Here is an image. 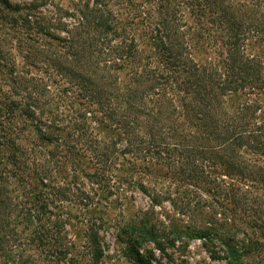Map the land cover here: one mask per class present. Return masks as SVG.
Here are the masks:
<instances>
[{"label": "trees", "instance_id": "trees-1", "mask_svg": "<svg viewBox=\"0 0 264 264\" xmlns=\"http://www.w3.org/2000/svg\"><path fill=\"white\" fill-rule=\"evenodd\" d=\"M41 1L34 0L21 6L0 0V4L3 11L23 15V27L30 28L39 6L46 2ZM144 1L150 5L145 4L146 7L143 2L135 5L133 0H85L77 6L74 22L56 20L55 23L43 18V24L39 21L38 26L55 39H59L57 29L67 31L70 61L66 59L67 63H64L63 57L67 55L63 53L56 54L59 59L51 54V59L56 67L82 81L84 90L98 104L103 115L102 119L97 118L99 123L106 124L108 120L119 126L121 132L117 140L112 141L113 147L117 141L127 139L129 148L121 152L154 153V158L161 159L168 167L177 163L181 174L187 173L191 179L208 178L213 185L220 179L217 174L226 176V187L217 189L216 186L214 193L236 204L241 197L238 181L247 180L249 186L257 182L264 185V110L259 101L249 96L264 93V51L261 50L264 49V0ZM126 4L138 9L133 20L145 23L146 29L142 33L153 49L152 55L142 56L145 64L140 66L141 69L136 64L142 60L141 54L137 55V40L129 37V47L122 46L125 32L120 31L118 9L125 8ZM4 18L7 16L0 12V35H9L12 31L18 34L15 25H8ZM110 35L121 39L120 47L108 52L113 56L104 52L111 47L107 43ZM28 38L20 35L17 39L22 43ZM5 41L0 39V71L7 73L12 91L26 101L23 104L17 100L0 103V112H5L4 120L0 115V146H14L26 155L27 151L15 141L18 137L15 132L20 133L21 126L11 124L10 114L6 113L13 114L12 107L16 106L21 114L37 120L35 114L51 112V101L48 102V89L42 82L16 73L15 63L9 61L11 53L5 48ZM209 48L215 54L200 62L195 54L204 50L210 54ZM131 49H135V60H127V63L133 64L129 69L132 76L129 81L122 82L118 72L126 68L124 56L127 52L132 57ZM93 52L99 56V61L94 64L90 63ZM102 55L105 64L100 58ZM77 116L68 120L54 113L51 128L45 124L46 130L41 123L33 122L31 127L39 137L50 141L59 139L63 132L68 137L86 136L89 117L85 113ZM59 122L62 123L60 126ZM142 124L148 126V138L135 132ZM92 143L91 140L90 147H95ZM103 150L92 149L99 162V155L110 159L114 156L112 153L117 152L116 148L111 152L108 145ZM71 163L78 167V161L71 160ZM53 167L58 171L57 165L45 163L35 174L45 179L52 177ZM90 175L97 177V172ZM48 188L53 192L61 191L60 185ZM260 211L264 213V210ZM221 229L214 226L196 232L195 237L220 239L225 246L227 264H244L243 259L251 250L240 246L234 236L229 232L222 233ZM140 231L149 240L157 241L158 234L153 229L143 227ZM42 238L37 236L39 245L43 243ZM89 242L93 264H99L104 256L99 237L92 233ZM63 246L58 253L70 260L72 247L68 240ZM5 259L9 264H36L38 261L34 259L33 263L24 255H8ZM136 260L138 264H154L152 257L139 251Z\"/></svg>", "mask_w": 264, "mask_h": 264}, {"label": "rangeland", "instance_id": "rangeland-1", "mask_svg": "<svg viewBox=\"0 0 264 264\" xmlns=\"http://www.w3.org/2000/svg\"><path fill=\"white\" fill-rule=\"evenodd\" d=\"M9 1L25 6L34 0ZM84 2L46 0L35 13L30 28L23 27V15L3 11L0 4V12L7 16L4 19L8 25H15L18 33L12 31L6 37L0 35V39L7 40L4 45L11 53L9 61L15 63L17 74L42 82L48 89V102L51 101V112L35 114L37 120L21 114L16 106L12 107L13 114L6 113L10 114L11 124L21 126L22 131L15 132L18 134L15 141L27 154L22 155L14 146H0V174L3 178L0 180V264H9L5 259L8 255H24L33 263L34 259L38 260L36 264H93L89 242L92 233L99 237L104 250L99 264H138V251L152 257L154 264H227L225 246L220 239L195 237L196 232L214 226L222 228V233L229 232L240 246L251 250L245 255L244 264H264V213L260 211L264 210L263 184L257 182L249 186L247 180L238 181L241 197L240 202L234 204L214 193L216 186L217 189L226 187V176L217 174L220 179L213 185L208 178L191 179L187 173L181 174L177 163L168 167L161 159L154 158V153L121 152L129 147L127 139L117 141L113 147L112 141L117 140L121 132L119 126L108 120L106 124L99 123L97 118L102 119L103 115L98 104L84 90L82 81L54 65L51 54L58 59L57 53L68 54L67 31L57 29L59 39H55L41 31L38 23L43 24V18L55 23L59 20L74 22L73 14H77V6ZM140 3L150 5L144 0H133L135 5ZM128 5L118 9L121 13L120 31L125 32L122 46L129 47V37L137 40V55L141 54L142 60L136 64L141 69L145 64L142 56L152 55L153 49L143 34L145 23L133 20L138 9ZM20 35L30 38L20 43L17 39ZM120 40L110 35L107 43L111 47L104 52L113 56L108 52L120 47ZM131 50L132 57L127 52L124 56L126 68L118 72L122 82L129 81L132 76L129 69L133 64L129 66L127 63V60H135V49ZM208 52L210 54L205 50L197 51L196 58L201 62L215 54L210 48ZM97 55L93 52L90 63L99 61ZM63 58L64 63L70 61V55ZM249 96L259 101L264 110V93ZM12 100L22 104L26 101L12 91L10 78L6 72L0 71V103ZM85 108L90 112H85ZM54 113L68 120L85 113L89 117L88 121L85 117L88 134L68 137L63 132L59 139L51 141L39 137L31 122L41 123L47 130L51 128ZM0 115L4 120L5 112L1 111ZM141 126L138 125L135 132L148 138L147 124ZM91 140L95 147H90ZM107 145L110 151L116 148L117 152H113L110 159L99 155V162L92 149L103 152ZM71 160L78 161V167L75 168ZM45 163L57 165L61 171L53 167L52 177L46 179L35 174ZM95 171L97 177L91 176ZM48 184L60 185L61 191H51ZM67 186L69 191L65 189ZM143 227L157 232L156 242L144 237L140 231ZM37 236L43 237L42 245L37 242ZM67 240L72 247L70 260L59 255Z\"/></svg>", "mask_w": 264, "mask_h": 264}]
</instances>
